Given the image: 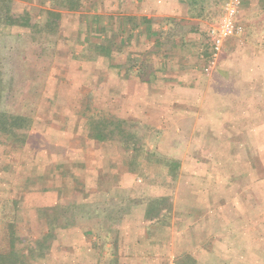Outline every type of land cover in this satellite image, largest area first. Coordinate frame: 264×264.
I'll use <instances>...</instances> for the list:
<instances>
[{
    "label": "rangeland",
    "instance_id": "374dc122",
    "mask_svg": "<svg viewBox=\"0 0 264 264\" xmlns=\"http://www.w3.org/2000/svg\"><path fill=\"white\" fill-rule=\"evenodd\" d=\"M109 1L0 0V264H187V255L196 264H264V0H242L238 32L208 72L209 34L226 0H180L185 16L180 13L168 32L160 30L166 20L153 23L161 38H173L165 36L162 49L180 62L184 52L193 71L188 75L212 83L214 94L207 97L227 103L221 124L226 132L200 139L197 149H182L180 136L151 149L153 129L127 121L128 133L136 136L129 145L180 161V179H137L118 196L84 205L82 216L50 202L41 210L33 190L42 184L25 187L33 165H41L39 175L44 166L74 163L76 150L86 153L88 170L103 166L99 140H69L65 132L58 137L41 128L50 126L47 117L63 121L76 108L85 118L117 119L104 110L101 89L82 83L73 90L68 71L72 64L101 65L105 47L118 48L119 37L133 40L117 28L118 15L103 12ZM108 18L113 28L106 34ZM144 24L141 17L136 25L146 33L138 26L135 32L143 45L151 32ZM141 49L149 54L147 46ZM74 100L76 107L68 103ZM69 141L77 149H65Z\"/></svg>",
    "mask_w": 264,
    "mask_h": 264
},
{
    "label": "crops",
    "instance_id": "0c3cea01",
    "mask_svg": "<svg viewBox=\"0 0 264 264\" xmlns=\"http://www.w3.org/2000/svg\"><path fill=\"white\" fill-rule=\"evenodd\" d=\"M103 5L107 6L103 12L107 11L108 15H110L111 12L109 11L112 10L114 17L116 15L119 16L117 18V28H119L120 32L133 34L128 38L138 41L137 45H134L133 40L127 42L124 37H119V40L114 41L116 43L114 47L118 46V48L105 47V50L101 53V65L80 63L73 67L72 64V68L68 70L69 73L73 74L72 89L83 88V84L93 90L101 89L102 97L106 101L105 105L107 107L104 110H109V113L117 119L139 121L149 127L150 130L151 128L153 129L151 130L154 132V141L152 140V143L155 147L151 146V149H158V146L160 149L161 143L167 142V140L174 143V140L179 138V136L183 142L182 149L199 148L200 139L222 137L221 132H226L221 126L225 122V118L222 116V107L226 108L227 103L223 104L222 99L212 100L207 97L209 94H214L211 91L213 88L212 83L204 82L202 84L194 80L191 74L188 75V71L190 73L193 71L191 68L188 69V65L185 63L187 60L186 54L184 52L183 55L181 54L182 62H180L179 58L174 61L175 53L162 49L165 36L171 42H173V38L167 36L168 33L161 38L157 34L158 27H153L155 20H166L164 27H160V30H162L161 34L168 32L171 22L177 21L176 18L180 13L184 15L185 4L180 0H112V2H103ZM141 17L144 18L147 24H144L146 25L144 27H147L149 32L151 31L148 41H145V45H143L144 41L142 38L138 40L135 34L138 31V25L136 24ZM108 19L107 28H104L106 29V34L113 28L112 19ZM134 20H137V23L134 22V26H131L129 23ZM138 29L142 30V33L145 30L140 25ZM146 32L147 30L144 33ZM139 35L142 34L140 33ZM131 43L132 46L129 45ZM142 46H147L149 54L141 49ZM129 56L132 61H129ZM154 62L155 65L153 64ZM161 71H165V74L163 75ZM82 73L84 78L81 81L77 77L82 76ZM95 74L101 76L100 81H96ZM201 91H203V94L199 96ZM68 103L76 107L78 101L74 100ZM65 114L68 117H64L63 121H58L59 119L54 116L47 117V120H51L50 126L42 127L41 130L47 129L45 133L58 134V137L63 136L62 134L65 132L66 138H69V140L82 137L87 141L90 126L88 118L83 116L85 114L77 108L69 110ZM227 120L230 119L226 117V122ZM56 123L57 127L55 126ZM58 124L60 125L58 126ZM203 124L206 126L205 129L201 128ZM225 136L230 137L231 135ZM39 138H41L40 135ZM43 143H45L44 139ZM203 144L207 146L206 142H203ZM72 146H75V143ZM72 146L69 141L65 149H77ZM38 148L45 149L42 145ZM101 149L103 148L101 147ZM76 153L78 155L81 154L85 161V152L76 150ZM101 159L103 164V153ZM85 162L88 164V161ZM183 168L181 163V171ZM95 170H100V168ZM124 185L123 187H125ZM131 187L133 188V186ZM37 194L39 195L38 208L49 207L47 202H50L51 206L56 205L55 193L39 192ZM49 194L52 196L51 200L47 197ZM70 228L73 229L72 231L75 234H78V228ZM80 233L83 232L81 231ZM117 235H120V231ZM133 240H136V238ZM126 264H134V261Z\"/></svg>",
    "mask_w": 264,
    "mask_h": 264
},
{
    "label": "trees",
    "instance_id": "16d2710c",
    "mask_svg": "<svg viewBox=\"0 0 264 264\" xmlns=\"http://www.w3.org/2000/svg\"><path fill=\"white\" fill-rule=\"evenodd\" d=\"M88 121L90 126L88 138L99 140L104 149L102 169L88 170L81 154L77 156L74 163L44 166L42 167L43 173L39 175L36 171L41 169V165L36 166L35 164L25 179V187L29 188L28 191L32 190L30 187L34 188L40 182L41 187L33 191L55 193L54 208L60 206L71 213L79 210L75 214L80 216L83 215L84 205L96 201L98 197L107 199L111 195L118 196L120 192L133 186L137 179L167 182L178 180L181 172L180 161L161 155L154 150L142 147L133 149L129 145L136 139V136L135 133H128L127 121L92 117L88 118ZM48 208L41 210L46 211ZM13 241L11 240V245ZM187 256V264L197 263L194 257Z\"/></svg>",
    "mask_w": 264,
    "mask_h": 264
},
{
    "label": "built area",
    "instance_id": "2783aa9c",
    "mask_svg": "<svg viewBox=\"0 0 264 264\" xmlns=\"http://www.w3.org/2000/svg\"><path fill=\"white\" fill-rule=\"evenodd\" d=\"M241 4L242 0H226L223 4L218 25L213 28L209 34L211 58L208 65L204 69L206 72L214 66L225 41L237 34L238 29L236 25V15Z\"/></svg>",
    "mask_w": 264,
    "mask_h": 264
}]
</instances>
